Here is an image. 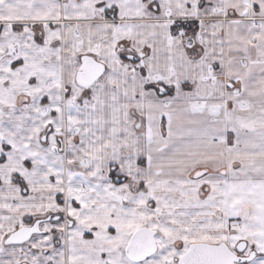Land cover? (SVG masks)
<instances>
[{
  "label": "snow or ice",
  "instance_id": "6c2138e0",
  "mask_svg": "<svg viewBox=\"0 0 264 264\" xmlns=\"http://www.w3.org/2000/svg\"><path fill=\"white\" fill-rule=\"evenodd\" d=\"M0 264H264V0H0Z\"/></svg>",
  "mask_w": 264,
  "mask_h": 264
}]
</instances>
